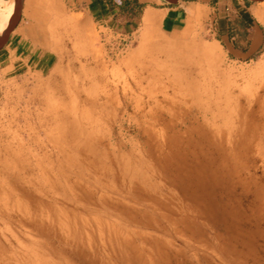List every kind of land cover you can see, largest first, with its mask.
I'll return each instance as SVG.
<instances>
[{"label":"rangeland","instance_id":"obj_1","mask_svg":"<svg viewBox=\"0 0 264 264\" xmlns=\"http://www.w3.org/2000/svg\"><path fill=\"white\" fill-rule=\"evenodd\" d=\"M50 23V63L0 69V264H264V209L227 242L197 200L207 176L220 204L264 208L246 168L217 166L264 118V49L122 32L87 6Z\"/></svg>","mask_w":264,"mask_h":264},{"label":"crops","instance_id":"obj_2","mask_svg":"<svg viewBox=\"0 0 264 264\" xmlns=\"http://www.w3.org/2000/svg\"><path fill=\"white\" fill-rule=\"evenodd\" d=\"M0 1L12 5L10 0ZM113 1L108 4L106 0H21L18 22L0 40V69L11 64L13 67L33 64L41 68L50 63L53 54L46 48L47 42H51L50 20L77 6H87L93 15L105 18L115 30L122 32H131L144 23L163 28L172 37L204 28L238 60L250 59L264 49L263 1ZM11 13L0 10V35L4 16Z\"/></svg>","mask_w":264,"mask_h":264},{"label":"bare ground","instance_id":"obj_3","mask_svg":"<svg viewBox=\"0 0 264 264\" xmlns=\"http://www.w3.org/2000/svg\"><path fill=\"white\" fill-rule=\"evenodd\" d=\"M12 1V5L6 4L0 1V10L12 11L11 14L4 16V29L5 30L13 20L15 12V0ZM240 123H244V120H240ZM242 134L238 135V143L235 145V150H229L223 157H218L217 166H224L227 175L232 172H236V167L241 169H247L249 175L248 183L258 190L259 193H264V118L256 111H249L247 113V119L244 123V129ZM222 158V159H221ZM260 172V173H258ZM226 175V174H225ZM207 176L200 177L197 190V200L199 210L202 215L207 219L212 218L214 228L222 225L221 222L227 224L224 228L227 233L222 235L223 239L227 242H231L234 238L232 233L236 232H248L251 229V223L249 218V211L254 210L262 211V208H258L260 202L245 203V196H238L235 205L233 203H224L223 205L217 201L210 190L207 189ZM248 187V186H247ZM245 194V193H243ZM207 201V202H206ZM253 203V204H252ZM224 214L221 218V215ZM234 215L237 221L232 224L231 220L226 219V215ZM233 217V216H232ZM233 217V218H234ZM248 230V231H247ZM252 231V229H251ZM241 235V234H240ZM253 236V235H252Z\"/></svg>","mask_w":264,"mask_h":264},{"label":"water","instance_id":"obj_4","mask_svg":"<svg viewBox=\"0 0 264 264\" xmlns=\"http://www.w3.org/2000/svg\"><path fill=\"white\" fill-rule=\"evenodd\" d=\"M171 3H174V2H177L178 0H167ZM253 1H264V0H253ZM20 6H21V0H15V12H14V16H13V20L12 22L9 24V26L3 30L1 32V35H0V40L5 38L8 34L9 31L12 30V28L16 25V23L18 22L19 20V17H20Z\"/></svg>","mask_w":264,"mask_h":264},{"label":"trees","instance_id":"obj_5","mask_svg":"<svg viewBox=\"0 0 264 264\" xmlns=\"http://www.w3.org/2000/svg\"><path fill=\"white\" fill-rule=\"evenodd\" d=\"M107 1V3L108 4H113L114 3V1L113 0H106ZM133 2L131 1V4H132ZM126 5H128L129 6V4L128 3H126Z\"/></svg>","mask_w":264,"mask_h":264}]
</instances>
